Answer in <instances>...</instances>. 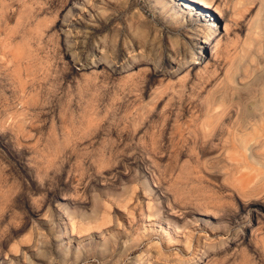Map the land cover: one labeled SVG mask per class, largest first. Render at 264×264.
Masks as SVG:
<instances>
[{
  "label": "rangeland",
  "instance_id": "374dc122",
  "mask_svg": "<svg viewBox=\"0 0 264 264\" xmlns=\"http://www.w3.org/2000/svg\"><path fill=\"white\" fill-rule=\"evenodd\" d=\"M203 1L0 0V264H264V0Z\"/></svg>",
  "mask_w": 264,
  "mask_h": 264
},
{
  "label": "bare ground",
  "instance_id": "6f19581e",
  "mask_svg": "<svg viewBox=\"0 0 264 264\" xmlns=\"http://www.w3.org/2000/svg\"><path fill=\"white\" fill-rule=\"evenodd\" d=\"M182 2V4H181V6L179 5V7H181V8H184L185 7V9L187 8V6H190V8H192L197 14H196V16H197V18L198 19H202V17H203V14H202V12H201V10L198 8V5H201V6H204V7H206L205 5H204V1L203 0H181ZM206 3V2H205ZM185 4H186V6H185ZM88 7V6H87ZM192 11V10H191ZM197 63H195V64H198V61H196ZM262 123H263V120H262ZM261 131V130H260ZM259 132V131H258Z\"/></svg>",
  "mask_w": 264,
  "mask_h": 264
}]
</instances>
